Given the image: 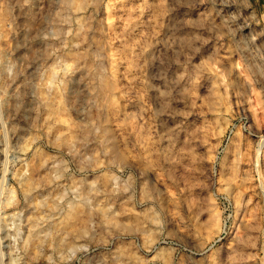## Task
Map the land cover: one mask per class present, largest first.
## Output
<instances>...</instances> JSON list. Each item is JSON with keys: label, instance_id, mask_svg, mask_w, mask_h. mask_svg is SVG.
Masks as SVG:
<instances>
[{"label": "rangeland", "instance_id": "obj_1", "mask_svg": "<svg viewBox=\"0 0 264 264\" xmlns=\"http://www.w3.org/2000/svg\"><path fill=\"white\" fill-rule=\"evenodd\" d=\"M69 1L0 0V59L20 73L6 91L0 86V113L15 128L11 143L25 147L29 174L67 179L63 191L71 195L74 182L97 157L102 166V153L115 145L149 174L158 190L148 188L149 206L159 200L170 236L185 239L196 264H264V82L229 44L205 48L181 70V82L190 77L194 87L158 100L149 78L164 31L180 21L203 27L209 0H84L79 11ZM189 9L199 11L185 15ZM246 11L264 27V0H250ZM77 63L82 91L64 83ZM40 86L47 93L60 87L77 133L66 148L49 132ZM17 90L27 93L19 108ZM8 182L17 186L11 173Z\"/></svg>", "mask_w": 264, "mask_h": 264}, {"label": "clouds", "instance_id": "obj_2", "mask_svg": "<svg viewBox=\"0 0 264 264\" xmlns=\"http://www.w3.org/2000/svg\"><path fill=\"white\" fill-rule=\"evenodd\" d=\"M209 2L211 11L205 8L203 27L185 28L180 21L170 24L160 37V47L155 50L158 55L150 60L149 77L158 100L175 94L184 85L194 87L190 77L181 82L178 74L196 62L205 48L213 50L225 44L251 66L258 82H264V27L253 25L254 14L246 11L250 0ZM197 11L189 9L184 14ZM50 15L46 13L44 18ZM193 32L198 35L193 36ZM11 62L0 59V86L5 91L20 75L7 71ZM82 75L84 70L77 63L64 83L82 91L78 83ZM12 95L20 102L18 108L27 101L26 92L17 90ZM84 107L87 110V105ZM84 118L88 119L87 114ZM0 122L4 125L0 129V264H196L185 239L170 236V221L159 200L155 209L149 206L148 188L158 192L149 174L115 145L102 153V166L97 157L89 174L75 181L71 195L66 196L63 190L68 186L67 179L60 184L46 176L34 179L29 174L25 147L19 141L13 145L8 137L15 128H8L2 113ZM9 173L16 181L15 188L8 182ZM128 208L132 211H126ZM154 217L159 219L155 225ZM162 248L170 251L163 254Z\"/></svg>", "mask_w": 264, "mask_h": 264}, {"label": "bare ground", "instance_id": "obj_3", "mask_svg": "<svg viewBox=\"0 0 264 264\" xmlns=\"http://www.w3.org/2000/svg\"><path fill=\"white\" fill-rule=\"evenodd\" d=\"M81 1L84 0L69 1L71 2V8H73L76 11H79L81 9V3H82ZM73 9L70 11H73ZM38 93L49 119V123L47 126L49 128V132L52 135H54L53 136L54 142L59 146H65V148L68 147L74 140L77 133H75V130L72 128L70 124L69 118H67V116L65 115L66 113L64 112L65 108H64V102L62 99L60 87L55 88L54 91H52V93H47L44 90V88L40 86ZM101 132H102L101 133L102 138H105V141L108 142L109 136L107 135L106 128L102 129Z\"/></svg>", "mask_w": 264, "mask_h": 264}]
</instances>
